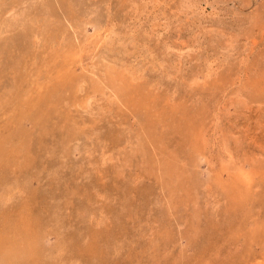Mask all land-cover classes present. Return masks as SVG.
Instances as JSON below:
<instances>
[{"label": "rangeland", "instance_id": "374dc122", "mask_svg": "<svg viewBox=\"0 0 264 264\" xmlns=\"http://www.w3.org/2000/svg\"><path fill=\"white\" fill-rule=\"evenodd\" d=\"M0 264H264V0H0Z\"/></svg>", "mask_w": 264, "mask_h": 264}, {"label": "bare ground", "instance_id": "6f19581e", "mask_svg": "<svg viewBox=\"0 0 264 264\" xmlns=\"http://www.w3.org/2000/svg\"><path fill=\"white\" fill-rule=\"evenodd\" d=\"M99 33V32H98Z\"/></svg>", "mask_w": 264, "mask_h": 264}]
</instances>
